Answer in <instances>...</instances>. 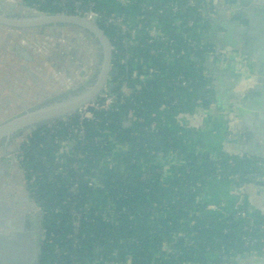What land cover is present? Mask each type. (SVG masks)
Returning <instances> with one entry per match:
<instances>
[{
    "label": "trees",
    "instance_id": "16d2710c",
    "mask_svg": "<svg viewBox=\"0 0 264 264\" xmlns=\"http://www.w3.org/2000/svg\"><path fill=\"white\" fill-rule=\"evenodd\" d=\"M21 1L46 15H75L89 3L99 13L116 15L100 0ZM169 3L185 7L183 13L164 10ZM186 3L139 0L131 12L122 10L121 17L139 32L132 43L129 36L100 22L118 51L114 64L124 62L111 91L118 103L107 111L95 110L82 121L77 115L64 118L22 141L20 167L45 231L39 264H221L223 258L237 263L251 250L264 252V214L253 221L237 215L223 219L206 212L207 205L199 200L209 182L230 173L256 171L262 159L190 153L175 131L181 116L220 104L205 51L217 49L206 37L211 25L204 9L208 1L196 0L194 7ZM140 5L151 10L141 12ZM153 18L159 23L156 34L172 40L176 52L183 50L176 60L167 59L165 50L170 47L155 36L147 42L145 33ZM27 33L50 40L43 29ZM86 41L77 43L82 51ZM188 41L196 48L189 49ZM153 50L164 54L152 55ZM183 81L189 83L187 88L179 85ZM115 145L124 147L119 156ZM172 155L178 163L168 169L159 164ZM101 200L103 206L97 204Z\"/></svg>",
    "mask_w": 264,
    "mask_h": 264
},
{
    "label": "crops",
    "instance_id": "0c3cea01",
    "mask_svg": "<svg viewBox=\"0 0 264 264\" xmlns=\"http://www.w3.org/2000/svg\"><path fill=\"white\" fill-rule=\"evenodd\" d=\"M100 1L107 11L116 15H119L124 9L126 12H131L126 6V0ZM225 1L228 2V0ZM5 5L0 2V11H11L15 14L20 12L21 8L18 6L9 8ZM216 15L217 11H211V25L208 32L211 44L214 45L211 40L216 41L217 35L231 36L229 44H224L221 49L217 47L226 54V60L214 58L208 63V70L216 80L218 101L225 108L224 112L216 113L214 109L199 108L192 115L181 116L180 124L176 126L175 131L183 136L186 149L190 153L225 152L238 157L247 156L262 159L257 156V144L245 141L244 138L239 139L238 144H235L232 142V138L235 128L238 130L242 128L245 132L247 130V126H242L239 123L238 108L235 106L238 104L237 102L241 106H247L246 104H254L258 98L264 96V86L257 82L258 57L262 56L264 60V50L262 49L264 37L261 34H264V21L244 20L242 17H238L237 24H235L231 23L228 17L217 19ZM42 29L49 35V43L44 39L23 34L20 31H6L10 32L7 35L5 31L0 30V52L4 53V57H0V116H3L4 113L14 115V108H22L23 105L29 111L37 109L48 101L50 90L53 91L59 85L55 78L50 77L52 71L46 61V51L38 45L46 44L47 48L51 50L50 44L56 40L61 42L60 45L67 43L69 46L74 39H81L83 44L86 41L85 37L88 38L75 27L57 25L52 26L51 30ZM2 36L5 37L4 40H2ZM86 43V49H89L92 41H89V44L87 41ZM94 45L96 46L94 53L97 58V43ZM5 46L6 48H4ZM68 50L70 49L68 48ZM56 92L53 94V99L61 96ZM244 97H247L249 101L242 100ZM240 109L243 111L244 108ZM254 119L251 118L254 123L251 128L264 135V118ZM113 150L115 155L119 156L124 147L115 145ZM243 152L251 155L243 154ZM175 163L178 162L173 155L167 156L164 161H159V164L167 169ZM257 184H263V188L259 189ZM199 200L206 205L223 204L225 207L221 212L222 215H219L220 217H223L226 212L231 214L232 208L237 205L244 206L249 216L264 214V180L241 186L225 184L220 180L211 181L201 193ZM236 264H264V255L240 258Z\"/></svg>",
    "mask_w": 264,
    "mask_h": 264
},
{
    "label": "water",
    "instance_id": "95a60500",
    "mask_svg": "<svg viewBox=\"0 0 264 264\" xmlns=\"http://www.w3.org/2000/svg\"><path fill=\"white\" fill-rule=\"evenodd\" d=\"M221 2L223 4L226 1L221 0ZM227 3L231 5L233 11L226 14V8L222 7L221 4L222 6L217 8V19L228 17L230 22L235 24H237L238 17H242L244 20L264 21V0H228ZM5 6L9 8L18 6L21 9L16 14L1 10L0 30L5 32L20 31L23 34H28V31L42 28L50 29L57 25L75 27L87 35V41L96 42L98 48V56L95 58L98 59V66L95 72L82 79V82L73 87L70 93H66L63 89L64 86L61 87L60 85L71 71L69 72L67 69L64 72L65 68L62 71L59 66L57 69L54 61L46 60L50 69L55 65L56 69L52 70L50 77L55 78L57 83L60 81L59 87L61 88L58 89L59 87L56 86L53 91L50 90L48 101L41 104L37 109L29 111L23 105L22 108H14V115L2 113L3 116H0V264H39L45 238L41 210L32 202L30 193L25 187V175L21 170L20 160L16 154L20 152V145L25 137L43 127H50L56 122L72 116L79 107L97 100L103 88L105 86L110 87L112 81L118 78L119 69L113 65L112 42L101 26L96 23V20L90 21L78 15L37 13L25 7L22 1L15 5L6 4ZM5 34L8 35L10 32ZM261 34L264 37V34ZM206 37L209 39L208 35ZM230 37L217 35L216 41H211L216 48L221 49L224 44H229ZM44 41L48 43L46 39ZM262 42V49L264 50V39ZM43 50L47 53L45 54L46 58H48L47 55L52 56V58L58 57L61 66L64 65L63 63L70 62L69 56H63L60 49L55 51ZM85 52H88L87 49ZM3 55L4 53L0 52V57H4ZM75 59L81 63H87L81 57L75 56ZM70 63L71 68H77L76 64ZM257 70V82L264 86V60L262 56L258 57ZM84 74V71H78L79 78H82ZM59 78L62 80H58ZM55 92L61 96L53 99ZM242 100L249 101L247 97ZM237 103L235 106L238 108L239 123L242 126H247V130L245 132L242 128L239 130L235 128L232 142L238 144L239 139L244 138L245 141L257 144V156L264 159V135L251 128L254 124L251 118H255L254 120L264 118V96L258 98L254 104H246L247 106H241L239 102ZM241 107L244 108L243 111L240 109ZM47 140L49 144L51 138L48 137ZM243 154L251 155L245 152ZM256 186L259 189L263 188V184Z\"/></svg>",
    "mask_w": 264,
    "mask_h": 264
},
{
    "label": "built area",
    "instance_id": "2783aa9c",
    "mask_svg": "<svg viewBox=\"0 0 264 264\" xmlns=\"http://www.w3.org/2000/svg\"><path fill=\"white\" fill-rule=\"evenodd\" d=\"M3 1V0H2ZM19 1L21 0H4V4H17ZM208 1V3L206 4V6H204V9L207 10L208 14L210 15V11H217V8L219 6H222L224 8H226V14H230L233 11V8L231 7V5H229L227 2H224L222 4L221 0H206V2ZM218 1V2H217ZM225 1V0H224ZM9 2V3H8ZM127 3V7L129 10H131L130 7H132V5H137L139 3V0H126ZM216 3V4H215ZM196 4V0H187L186 6L187 7H194ZM203 4V3H202ZM222 4V5H221ZM210 6H212V10L209 8ZM79 8V6L77 7ZM140 9L141 12L142 11H148L151 10V7L145 6V5H140ZM169 9L171 13L173 14H180L183 13L185 7H180L177 4H168L167 6L164 7V10ZM161 12V11H159ZM63 15H67V14H63ZM79 17L82 18H86L90 21L92 20H96V23L98 25H100V22H103L106 26H111L113 28L116 29L117 32H119L120 34L123 35H127L130 37V42L132 43L133 39L135 36H137V34L139 33L138 30L129 22H125L124 18L121 17V15H108L106 13H99L95 10L94 4L93 3H89L86 6L85 10H81L78 9L77 14ZM132 19H134V16L132 17ZM188 25L192 24L191 20L187 21ZM159 26V23L157 21L156 18L152 19V23L151 26L148 28L147 32L145 34H147V42L151 43L152 40H150L149 38L154 37L155 39L159 40L161 44L165 45V46H169V50H165V54L166 57L169 61H174L177 58H179V56L181 55V53H183V50H180V52H176L172 47V40H170L169 38H166L162 35H160V33L156 34V29ZM183 38L185 39L186 37L183 36ZM188 48L190 49H195L196 48V43L193 41H188L187 43ZM206 51V56L209 58V60H212L214 58H219V59H224L226 60V54L220 50V49H214V50H209V49H205ZM112 53H113V65L115 67L118 68V66H124V62H119V63H115L114 64V56L116 54H118L117 49L112 45ZM152 55H157V54H164L162 50H153L151 52ZM119 69V68H118ZM120 73V72H119ZM149 74L152 76L154 75V72L149 69ZM119 77V76H118ZM110 82V81H108ZM116 82L112 81V85L109 86H105L101 92V94L98 96L97 100H95L92 103H88L86 105H83L81 107H79L72 116L77 115L79 120L82 121L86 118H89L91 116V113L95 110H99V111H107L110 108L114 107L117 103H118V99L116 98L115 95H112L111 91L113 89V87L115 86ZM180 86L187 88L189 83L188 82H180L179 83ZM122 86H123V91L127 92V88L126 86V81H122ZM121 103V102H120ZM214 111L216 113H223L224 109L219 103H217L215 105V108H213ZM71 117V116H70ZM130 118V115H129ZM56 124V123H55ZM53 124V125H55ZM52 125V126H53ZM80 130L82 132V128L80 127ZM54 143L56 144H60L62 147L65 146L64 143H62L60 140L55 139ZM19 156V153L17 155ZM215 158V156H213ZM231 167H233V164L230 162ZM264 180V159H262L260 162H258L257 164V170L253 171V172H249L247 174H240V173H230V174H226L221 178V182L225 183V184H234V183H243V184H251V183H259V182H263ZM100 197L103 199L104 198V191H100L99 193ZM97 204H101V206H103L105 203L101 201L97 202ZM224 205L223 204H218V205H207V210L206 212H211L213 214H218V215H222L221 212L224 211ZM229 215H237L241 218H245V219H250L251 221L254 220L253 216H249L247 214L246 211L242 210H238L235 207L232 208L231 214L230 212H226L224 214V216L222 217L223 219L228 218ZM261 230L262 232H264V224L261 226ZM256 241L253 240L252 243L254 244ZM222 252V251H221ZM259 255H264V252H259V251H255V250H251L250 252L246 253L244 256H240L238 258V260L240 258H253V257H257ZM220 257V256H219ZM233 258H231V260H226V259H222V263L221 264H236L233 263L235 261H232Z\"/></svg>",
    "mask_w": 264,
    "mask_h": 264
},
{
    "label": "rangeland",
    "instance_id": "374dc122",
    "mask_svg": "<svg viewBox=\"0 0 264 264\" xmlns=\"http://www.w3.org/2000/svg\"><path fill=\"white\" fill-rule=\"evenodd\" d=\"M84 36H87V35L84 34ZM46 40L49 43V38H46ZM60 43L61 42L60 41L57 42V40L54 41L53 43H51L50 44L51 45V50L55 51L56 49H60L61 53L63 54V56L68 55L69 59H70V62L76 64L77 68H71L72 65H71L70 62H68V63L66 62L67 64L63 63L64 65L61 66L60 62L58 60V57L57 58H52V56L47 55L48 56L47 60H49L51 62L54 61L55 64L57 65L56 68L59 66L61 68L60 70H62V71L65 68L64 72H66L67 69H69V72L71 71V73H69V76H66L64 78L65 81L62 80V78L58 79V80H62L61 85H60V81L58 82L59 85L61 87L64 86L63 89L66 91V93H70L71 89L73 87L77 86L78 84H80L82 82V79L87 78L88 76L92 75L95 72V70H96V68L98 66V59H95L96 56H95V53H94L96 51V46L94 45V44H96V42L92 41V45H90V48L89 49L87 48L88 52H85V51L81 50V48H80V46H81L80 44H82L81 39L77 40V43H80V44L76 43V44H71V45L67 46V43H62L61 45H60ZM38 46L42 47V49H45V50L48 49L46 44L45 45L44 44H40ZM66 47H68L71 52H68V48L66 49ZM77 55L83 57V59L87 63L85 62L86 64H84V63H81L78 60H76L75 56H77ZM56 68H55V65H54L53 68L51 67V71L55 70ZM57 69H59V68H57ZM78 71H80V72L84 71L85 72V74H84V76L82 78L78 77ZM59 85H57V86L59 87ZM61 87H59L58 89H60ZM16 155H18V154H16ZM19 160H20V157H19ZM25 184H26V182H25Z\"/></svg>",
    "mask_w": 264,
    "mask_h": 264
},
{
    "label": "bare ground",
    "instance_id": "6f19581e",
    "mask_svg": "<svg viewBox=\"0 0 264 264\" xmlns=\"http://www.w3.org/2000/svg\"><path fill=\"white\" fill-rule=\"evenodd\" d=\"M0 2L4 3V0H3V1H0ZM8 3H9V2H8Z\"/></svg>",
    "mask_w": 264,
    "mask_h": 264
},
{
    "label": "flooded vegetation",
    "instance_id": "af4514ba",
    "mask_svg": "<svg viewBox=\"0 0 264 264\" xmlns=\"http://www.w3.org/2000/svg\"><path fill=\"white\" fill-rule=\"evenodd\" d=\"M25 187H26V189H27V185L25 184Z\"/></svg>",
    "mask_w": 264,
    "mask_h": 264
}]
</instances>
